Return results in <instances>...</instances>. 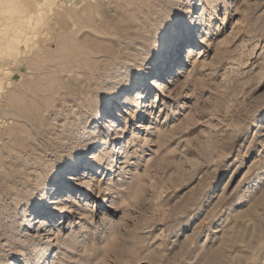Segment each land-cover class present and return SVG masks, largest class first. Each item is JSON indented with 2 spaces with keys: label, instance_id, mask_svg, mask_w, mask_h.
I'll use <instances>...</instances> for the list:
<instances>
[{
  "label": "rangeland",
  "instance_id": "374dc122",
  "mask_svg": "<svg viewBox=\"0 0 264 264\" xmlns=\"http://www.w3.org/2000/svg\"><path fill=\"white\" fill-rule=\"evenodd\" d=\"M211 2L177 0L153 35L162 0H0V264L33 249L42 264H264V0ZM189 20L195 55L181 46L166 85L175 71H156ZM148 70L145 106L120 90L92 128L109 82ZM106 136L111 169L74 183L67 155ZM53 177L73 191L40 208Z\"/></svg>",
  "mask_w": 264,
  "mask_h": 264
},
{
  "label": "bare ground",
  "instance_id": "6f19581e",
  "mask_svg": "<svg viewBox=\"0 0 264 264\" xmlns=\"http://www.w3.org/2000/svg\"><path fill=\"white\" fill-rule=\"evenodd\" d=\"M176 1L177 0H162L161 4L155 5L154 7L151 8V12L153 13V15L155 14L153 19L155 20L156 17H160L158 24L155 25L154 29H152L153 35L158 34V32L160 31L159 30L160 24L163 26L165 23H167L170 20V18H175L178 16L177 11H171L169 8L172 4H175ZM198 5L200 6V12H199L198 16H195V18L198 19L199 22L197 25H200V29H201L203 26L206 25V21H207L206 20V11L207 10H206L203 2L198 1ZM211 8H212V11L217 8V0H212ZM223 11H224L223 13H227L226 4L224 5ZM211 15H212V12H210V16L208 17V19L211 18ZM195 28H196L195 23H194V26H191L190 20H189V22L187 21V23H184L182 26V32L180 33V35L177 38H175L174 41L173 40L171 41L172 44H174V42H176L175 45L170 46L168 48V50L166 51V56H164V58L161 59V65L158 66V69L156 71L157 73L161 74V71L168 73L172 70H174L176 73V75L174 73V76L169 78L166 85L174 84L176 81L179 80V77H181L184 73V66L182 64L179 65V63H178V61H179L178 58L180 57L179 50H181V48H182L181 46L183 44L185 45V48H187V56H188L187 61H190L191 59H193V56L195 55L196 50L194 49V42L193 41L191 42V39H193V35L195 34V31H196ZM183 30L188 33L187 36L186 35L184 36ZM190 37H191V39H189ZM137 57L138 56H135V57L131 58V60H133L135 62ZM142 59L146 60V58H142ZM123 64L124 63L120 64V66L123 67ZM172 64H173V68L171 69ZM156 68H157V63H155V66H154V69H156ZM128 74H131V71ZM148 75H149V70L148 71H142L141 75L139 76L140 79L139 78L134 79V76H133L132 79L130 80L131 82L129 81L127 83H124L121 79H119V81H116V80L110 81L108 90L104 93L105 97H104V100L102 101L101 107L99 109H97L96 113H95L96 116L94 118V122H95V119L100 120V121H98V122L96 121L97 123L92 128H94V129L96 128V131L100 132V130H98V128H102L103 113L104 112L109 113L111 99H112V103H115V102H113L114 101L113 99L115 97L119 96L120 90L123 91L124 89H126L124 91V94L122 95L124 97L123 103H126L127 105L130 104V105H132V107L140 106L141 105L140 98H143L146 95L147 90H148L149 82H148V85L146 87L142 88L143 87L142 86L143 81L147 79ZM139 82H140V84H139ZM137 83H138V86H136ZM152 83L155 86H162L163 87L165 85V83L160 82V81H153ZM133 88H134V91H133ZM138 89H140V90L138 91ZM101 90L103 91L104 89H101ZM131 91H133L134 95L129 97L128 94ZM143 106H145V105L142 104L140 106V108ZM146 106H148V104H146ZM116 110H117V107L112 106V111L115 112ZM143 113H144V111L138 110L136 113V116L139 117ZM111 116L113 117V114L110 115V117ZM117 121H118L117 118H112L111 120H109L110 124H108V125L115 126V128L112 130L118 129L119 123H117ZM76 125H77L76 123H73V126L69 130V134H68L69 136L67 137L68 140H71V139L73 140L78 136V135L74 134V131L77 129ZM79 137H80V135H79ZM105 138H106V141L98 144L97 148L94 149L93 151L90 150V151H88V153H86V148L84 147V145H80L77 148H74V155L73 156H71L72 154L67 155L66 163L64 164L63 170H69L70 169L71 173H73L70 180H73L74 183H78V181L82 178V180H83L82 185L87 188L90 184L92 186L94 185L91 180L93 178L97 177V175H98L99 178L95 179L96 183H98L100 181V176L102 175V173L104 171L103 166L106 162V157H108L109 161H110L108 163L109 167H107L106 169H111V167H112L111 162L114 158V155L110 154L108 151V149H109L108 144H109L110 138L107 136ZM87 139L88 138H86V140ZM69 145H70L69 143H67V144L61 143V145L59 144L60 149L57 150V153L58 152L62 153V151H64L66 148H69ZM108 154H110V155L108 156ZM69 156H70V159L68 158ZM86 159H88V160L90 159V162L89 161L86 162L85 161ZM41 168L43 170H45L44 167H41ZM79 168H82L81 169L82 170V176L81 177L79 176ZM86 169H87V171H89L88 173L85 172ZM53 179L55 182L53 185H52V183L50 184V187L48 188V190H46V186L44 183V187L42 189V196L40 199H38V204H39L38 206L40 208H44L45 204H47L49 200L51 203H57L58 201H67L69 194L73 191V187L68 186L67 184H66V186L62 185V183L59 181L58 177H53ZM68 179H69V177L66 176L65 180H68ZM118 193L122 194L123 190L121 188H118ZM67 194H68V196H66ZM48 195H50V197H48ZM106 196H107V194L104 193L103 197L106 198ZM47 197L49 198V200L47 199ZM108 201H109V197L106 198V202H108ZM34 210H32V212ZM44 212H46V211H44ZM39 220H41V225L38 226V228H43V226L45 224H47V222L45 221L44 217H39ZM33 251H34V254H33L34 261H31V258H30V259L26 260L25 262H23L24 264H42L44 254H41L40 251L39 252L35 251V249H33ZM10 264H14L13 261H10Z\"/></svg>",
  "mask_w": 264,
  "mask_h": 264
}]
</instances>
